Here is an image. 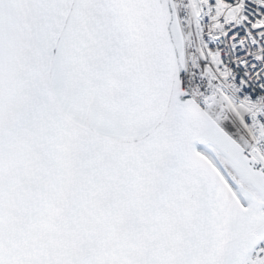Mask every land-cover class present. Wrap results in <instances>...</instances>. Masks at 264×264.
<instances>
[{"label": "snow or ice", "instance_id": "obj_1", "mask_svg": "<svg viewBox=\"0 0 264 264\" xmlns=\"http://www.w3.org/2000/svg\"><path fill=\"white\" fill-rule=\"evenodd\" d=\"M0 264H264V0H0Z\"/></svg>", "mask_w": 264, "mask_h": 264}]
</instances>
